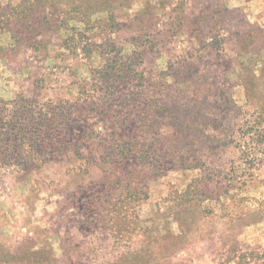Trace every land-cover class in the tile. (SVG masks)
Instances as JSON below:
<instances>
[{
    "label": "rangeland",
    "instance_id": "rangeland-1",
    "mask_svg": "<svg viewBox=\"0 0 264 264\" xmlns=\"http://www.w3.org/2000/svg\"><path fill=\"white\" fill-rule=\"evenodd\" d=\"M20 2L0 0V19L7 22L4 8ZM45 2L60 11L79 8L92 15L91 23L49 31L41 9L39 26L30 16L29 28L1 27L0 100L25 94L69 108L72 140L43 163L33 162L36 144L25 140L27 157L17 163L40 169L0 180V264H221L235 248L263 252L264 0ZM66 38L81 48H67ZM81 39L97 42L91 57ZM106 40L143 50V60L135 55L136 80L111 96L99 82L96 91L89 84L90 70L107 58L99 47ZM132 92L138 93V106L127 112L133 120L117 132L142 135L143 102L167 105L168 116L148 133L161 128L165 153L197 151L212 172L208 188L223 206L211 202L204 212L181 204L177 189L201 171L158 176L143 160L107 156L111 131L85 101L88 95L129 100ZM172 161L166 160L169 167ZM232 173L244 183L228 192Z\"/></svg>",
    "mask_w": 264,
    "mask_h": 264
},
{
    "label": "trees",
    "instance_id": "trees-1",
    "mask_svg": "<svg viewBox=\"0 0 264 264\" xmlns=\"http://www.w3.org/2000/svg\"><path fill=\"white\" fill-rule=\"evenodd\" d=\"M46 4L45 0H21V2L15 6L10 4L5 8L1 6L6 13L4 17H8L7 22L4 21L5 18L0 19V28H9L8 31L24 27L29 28L30 24H27V19L30 16L35 20L34 25L39 26L41 21L38 16L41 9H44V12H46V25L49 31H60V29L63 28H75L70 26L72 22L91 23L92 15L83 13L79 8H73L69 11H60L55 2H49L48 5ZM2 15L3 14H0V17H2ZM9 25L11 27H9ZM69 42V38H66L64 41L67 48H70V46H75L76 50L77 48H81L80 45L77 46V44L74 45L72 43V45H69ZM79 44H81L83 51L88 57H91L95 51L91 46L98 45L97 42L89 43L86 39H81V43ZM38 46H40V44ZM99 47L105 48L100 53L107 58L104 59V63L101 66H96V68H93L94 66L92 67L93 70H90L92 78L89 84L91 87H96L98 86L97 82H99L102 84V94L111 96L116 93L115 91H118L121 83L136 80L138 68L135 67L137 63L135 61V55H142V57L139 58L143 60V50H125L124 48L117 47L115 42L111 40H106L99 44ZM108 47L110 51L106 49ZM143 48H145L144 51H147L146 47ZM143 81H148V77H146L145 74H143ZM41 82L44 84V80L42 79L37 81V88H44V85L40 87ZM94 87L92 90L96 91ZM142 92L143 90L140 91V93ZM132 93H134L133 96H131ZM132 93H130L129 100L121 98V100L115 102L116 99L105 98V100L95 101L92 100V95H88L89 98L85 101V109L102 116L107 130L109 129V132L111 131V133L106 134L107 137H109L106 147L107 156H109L110 159L122 158L129 160L134 158L143 160V165H148L150 171L158 176L171 170L180 171L182 173L195 170L201 171V173L194 177L184 188L180 190L177 189V192L180 194L181 204L201 206L204 212H206L207 208H213V202L220 203L221 206H223L224 201L222 197L218 199V193L208 188V183L212 181L210 180L212 172L210 173V167H208L206 162L202 161L203 158L197 154V151L188 150L187 155H181V153L174 151L165 153L159 148L162 139L159 133L161 128H159L157 132L153 131L155 133L154 136L148 133V129H154L157 123L162 124L161 119L168 116L169 110L166 107L167 105L150 104L145 106V101L143 102L142 109L143 113H146V117L143 115L141 119L143 122L142 135L126 138L125 135H121L119 131L117 132L118 128L121 130L124 124L133 120L131 119V114L127 112L130 111L129 106H138V102L134 99V97L138 96V93ZM143 96H145V93ZM0 104H3V106H0V180L7 174H24L32 172L35 169H40V166H36L35 163H32V165L17 163L24 161L27 157V155L25 157L23 156L25 151H23L21 147L25 140L36 144L32 147L33 150L36 149V151H34L35 156L33 162L39 160L43 163L66 152L63 147L72 140L69 133L68 118L72 116L73 111L71 112L69 108L61 104H41L37 98L34 99L25 94H19L17 98L9 100L8 102L0 100ZM152 106L153 110L151 113ZM118 107L120 108L119 110H117ZM114 113H116L117 117L113 121L111 118ZM171 117L173 118V116ZM141 140H143V143L140 142ZM28 157L31 158V156ZM167 159L173 160V165L171 167H169L170 165L166 162ZM11 161H14L13 164L8 165ZM239 176L243 175H237L236 173L231 174V178L227 180L228 192L234 190L238 184L244 183V181H242L243 179ZM211 210L213 211V209ZM228 254L227 259L221 264H264V251L261 252L258 249L246 251L235 248L230 250Z\"/></svg>",
    "mask_w": 264,
    "mask_h": 264
}]
</instances>
